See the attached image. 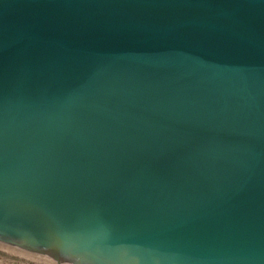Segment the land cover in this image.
<instances>
[{"label": "water", "instance_id": "1", "mask_svg": "<svg viewBox=\"0 0 264 264\" xmlns=\"http://www.w3.org/2000/svg\"><path fill=\"white\" fill-rule=\"evenodd\" d=\"M0 254L264 264V0H0Z\"/></svg>", "mask_w": 264, "mask_h": 264}, {"label": "rangeland", "instance_id": "2", "mask_svg": "<svg viewBox=\"0 0 264 264\" xmlns=\"http://www.w3.org/2000/svg\"><path fill=\"white\" fill-rule=\"evenodd\" d=\"M0 264H33L20 259L0 254Z\"/></svg>", "mask_w": 264, "mask_h": 264}, {"label": "snow or ice", "instance_id": "3", "mask_svg": "<svg viewBox=\"0 0 264 264\" xmlns=\"http://www.w3.org/2000/svg\"><path fill=\"white\" fill-rule=\"evenodd\" d=\"M4 238L7 239V236H5ZM60 258H62V257H57V259H60Z\"/></svg>", "mask_w": 264, "mask_h": 264}]
</instances>
